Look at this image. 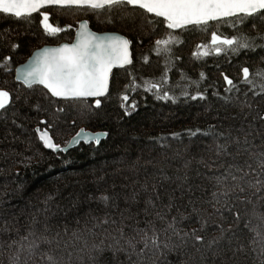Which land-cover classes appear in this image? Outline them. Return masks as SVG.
<instances>
[{
  "label": "trees",
  "instance_id": "1",
  "mask_svg": "<svg viewBox=\"0 0 264 264\" xmlns=\"http://www.w3.org/2000/svg\"><path fill=\"white\" fill-rule=\"evenodd\" d=\"M45 11L48 23L61 28L56 35L44 29L40 13L30 20L0 14V90L10 94L0 110V264H49L48 256L55 264H264V187L241 182L243 193L237 188L220 196L219 204L212 197L223 190L214 177L230 165L248 172L246 181L264 180L258 159L250 157L264 152V81L256 77L264 70V19L238 24L254 38V49L217 55L210 50V31H173L139 8L134 14ZM145 16L155 23H146ZM81 19L95 31H117L130 41L132 63L112 71L99 108L97 99H56L39 85L14 80L18 63L39 46L70 41ZM169 34L175 37L171 57L157 55L156 41ZM218 34L240 32L225 26ZM205 50L210 54L197 55ZM244 67L254 84L244 83ZM225 76L235 84L231 91ZM133 81L138 87H130ZM154 83L158 88H151ZM36 127L47 129L60 146L80 128L106 136L52 152ZM218 144L226 148L219 155ZM105 195L107 204L100 199ZM173 218L179 235L169 231V247H163L161 232V247L145 248L140 230L152 236L153 226L159 231ZM193 230L205 241L223 239L208 247L185 236ZM29 232L35 235L21 249ZM33 241L39 247L29 251Z\"/></svg>",
  "mask_w": 264,
  "mask_h": 264
},
{
  "label": "snow or ice",
  "instance_id": "2",
  "mask_svg": "<svg viewBox=\"0 0 264 264\" xmlns=\"http://www.w3.org/2000/svg\"><path fill=\"white\" fill-rule=\"evenodd\" d=\"M55 7L57 10H84L87 9L94 14L107 12L111 14L115 10H120L125 13L134 14L136 8L144 10L147 14H152L155 18H163L161 23H166L168 29H185L189 26L198 27L203 31H210V50L217 55L221 53H239L241 50H252L255 48V40L247 33L240 31L238 24L243 25L245 19L260 18L264 19V0H0V14H9L20 19H32L34 13H40L43 17L42 24L49 35H56L61 31L60 27L53 26L49 21V13L41 12V9ZM145 22L149 24L155 23L153 19L144 17ZM229 27L240 32L239 35L231 37L218 34L220 27ZM253 27L255 25L253 24ZM175 41V37L169 34L168 39L157 40L155 50L157 55L171 57L172 52L170 44ZM130 41L119 35H104L98 36L96 33L88 30V22L83 21L79 25L78 39L72 44H63L56 48H44L41 52L35 54L34 58L27 64L18 68L17 80H23V83L31 87L33 84H41L49 90L52 96L60 97L65 100H86L89 97H103L109 92V77L113 67H124L130 65L132 60L129 53ZM209 50H205L197 55H209ZM147 62V59H146ZM131 75V73H130ZM243 81L246 84H254V80L250 78L248 67L242 69ZM203 77V74H201ZM256 77L264 81V70H259ZM162 80L164 77L161 78ZM226 83L230 86L227 91H231L235 87L233 80L227 76L224 77ZM148 82L146 81L145 84ZM130 87H138V85L130 82ZM151 88H158V84H151ZM127 90V89H126ZM238 90V89H237ZM261 91L264 92V84ZM187 95V93H185ZM167 91L164 92V97H167ZM161 97V98H164ZM192 99H197L192 96ZM203 99V95H200ZM124 101L128 100V96L122 97ZM10 94L7 91L0 90V110H5L9 103ZM227 102V101H226ZM101 101H95V107L99 108ZM134 108L135 105H132ZM62 111V109H59ZM39 131V130H37ZM195 133H190L194 135ZM209 133H205L208 135ZM106 135V134H105ZM179 135V134H175ZM78 137H84L85 141L96 140L99 143V135H89L81 130L77 134ZM40 140L44 145L54 151H59V145L55 144L52 137L47 131L40 134ZM236 145H240L241 141L237 139ZM249 141L245 136L244 144ZM217 155L220 151H226L224 145L218 144ZM248 152L247 148L243 149ZM250 157L258 159L259 166L264 170V152H261L257 157L256 154L250 153ZM247 163V162H245ZM251 169L252 165H247ZM235 169L233 172L232 169ZM235 173H243L236 175ZM249 176L248 172H243V169L237 165H230L222 174L215 176V184L219 189L218 192H213L212 197L215 203H220V196L228 197L231 191L239 189L243 193L245 188L241 182H246L249 186L260 185L264 187V180L257 178L253 184L245 178ZM229 181L235 182L229 185ZM100 199L107 204L110 197L101 196ZM231 211L230 208L227 209ZM219 211V209H217ZM159 215V214H158ZM160 220H164L163 216H159ZM95 219L100 220L96 217ZM235 219H240V214L237 211ZM264 219V218H262ZM35 222V219H34ZM101 223H108L107 219L101 220ZM115 223V221H112ZM205 223H207L205 221ZM177 221L173 218L167 223V227L157 231L153 226L152 236H149L147 231L141 229L143 236L141 237L145 248L151 244L154 248L161 247L160 233L165 236L163 247L168 248V241L171 236L179 235L176 229ZM248 225L246 224L245 227ZM121 237L123 230L119 229ZM221 233L224 229L220 228ZM34 232H29L28 236L21 237L20 246L24 248V241L29 240V236H34ZM191 235L195 241L200 244H207L211 247L213 244L219 243L223 236L205 241V237L199 235L197 230L191 233H185V236ZM259 235V232H257ZM118 244L119 241H116ZM127 244L135 250L136 243L133 239H128ZM39 247L35 242L29 244V251ZM111 247V246H109ZM119 250V249H118ZM199 251V249H197ZM102 253L103 248L99 249ZM18 259V257L16 258ZM49 264H55L52 256H48ZM15 264V260L13 261Z\"/></svg>",
  "mask_w": 264,
  "mask_h": 264
},
{
  "label": "water",
  "instance_id": "3",
  "mask_svg": "<svg viewBox=\"0 0 264 264\" xmlns=\"http://www.w3.org/2000/svg\"><path fill=\"white\" fill-rule=\"evenodd\" d=\"M41 10H42V9H41ZM149 15H152V14H149ZM161 19H163V18H161ZM83 21H87V20H86V19H81V20H79V22L77 23V26H76V28H75V30H74L73 37H72V39H71L70 41H62V42H60V43H58V44H44V45H42V46H39V47L35 48V49L29 54V56H28L24 61L18 63V64L14 67V80H15L16 82L21 83V84H22L23 86H25V87H29L28 85H26V84L23 83V80H22V79H21V80H17V71H16V70H17L18 68H21V67L24 66V65H27V64H28V63L34 58L35 54H37L38 52H41L44 48H56V47H59V46L65 44V43H67V44L75 43V42L77 41V39H78L79 25H80V23L83 22ZM87 22H88V21H87ZM88 30H89L90 32L96 33L98 36H104V35H119V36H122V37H124L125 39L128 40V38H127L125 35H123V34L117 32V31H95V30H93V29L89 26V23H88ZM170 30L177 31V30H179V29H170ZM129 53H130V58H131V60H132V52H131L130 44H129ZM125 66H127V65H125ZM125 66H124V67H125ZM118 68H123V67H119V66L113 67L112 71H113L114 69H118ZM110 77H111V74H110ZM110 77H109V85H110ZM33 85H39V86L43 87V88H44V89H45V90L51 95V93L49 92V90H48L47 88H45L43 85H41V84H33ZM51 96H52V95H51ZM52 97H54V96H52ZM103 97H104V96H103ZM54 98L65 100V99L60 98V97H54ZM99 98H102V97H89V98H87V99H99ZM37 130H39V131H37ZM81 130H84V132L88 133L89 135H96V134H98V135H99V141H100L101 139H103V138L106 136V135H105L106 133H105L104 131H91V130H88V129L80 128V129L77 130V132H76L75 134H73V135L69 138V140L67 141L66 144H64V145H62V146L59 145V147H60V150H59V151L65 153V152H67L68 150H70V149L76 147L79 143H84V144H88V143H92V142L97 143L96 140H94V139H93V140H88V141L86 142L85 139H84V137H82V136H81V137H78L77 134L80 133ZM35 131H36V133H37L38 138L40 137V134H41L42 132H44V131H47V133L49 134V136H51L50 133H49V131H48L47 129H40L39 127H36V128H35ZM39 139H40V138H39ZM52 140H53V139H52ZM40 141H41V140H40ZM41 142H42V144H43V147H44L46 150H48V151H52V152H58V151H54V150H52V149L47 148V147L44 145L43 141H41ZM53 142H54V141H53Z\"/></svg>",
  "mask_w": 264,
  "mask_h": 264
}]
</instances>
